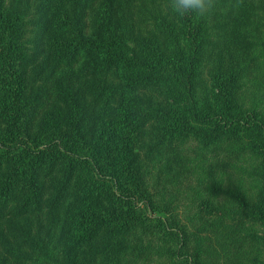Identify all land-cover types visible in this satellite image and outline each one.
Wrapping results in <instances>:
<instances>
[{"label":"trees","instance_id":"obj_1","mask_svg":"<svg viewBox=\"0 0 264 264\" xmlns=\"http://www.w3.org/2000/svg\"><path fill=\"white\" fill-rule=\"evenodd\" d=\"M0 0V264H264V0Z\"/></svg>","mask_w":264,"mask_h":264},{"label":"clouds","instance_id":"obj_2","mask_svg":"<svg viewBox=\"0 0 264 264\" xmlns=\"http://www.w3.org/2000/svg\"><path fill=\"white\" fill-rule=\"evenodd\" d=\"M240 0L231 7L239 6ZM220 7V0H166V8L170 15L179 17H195L204 19L216 12Z\"/></svg>","mask_w":264,"mask_h":264}]
</instances>
